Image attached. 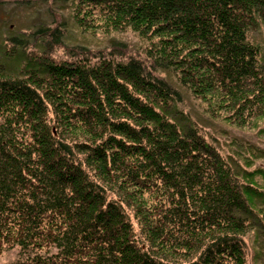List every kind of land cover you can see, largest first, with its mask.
<instances>
[{
	"label": "trees",
	"instance_id": "16d2710c",
	"mask_svg": "<svg viewBox=\"0 0 264 264\" xmlns=\"http://www.w3.org/2000/svg\"><path fill=\"white\" fill-rule=\"evenodd\" d=\"M68 2L81 35L143 45L69 47L67 18L0 39V254L247 264L251 249L264 264V168L252 169L264 154L224 159L198 128L223 119L264 137V51L251 40L264 0ZM190 97L203 119L181 108Z\"/></svg>",
	"mask_w": 264,
	"mask_h": 264
},
{
	"label": "rangeland",
	"instance_id": "374dc122",
	"mask_svg": "<svg viewBox=\"0 0 264 264\" xmlns=\"http://www.w3.org/2000/svg\"><path fill=\"white\" fill-rule=\"evenodd\" d=\"M62 2V6H59V2ZM31 2L29 6H33L32 8H28L27 5L16 4L8 1H0V39H3L5 35L8 33L12 35H20L22 32L28 33L36 30L40 26H50L55 28V26L59 23H63L67 21V13L69 12L68 6L70 3L68 0H31L25 1ZM64 7V9H61ZM68 19L70 33L68 36V40H65V43L69 47L83 46L88 48L90 54H96L98 52H107L110 49V44L115 41L114 38H103L101 36H97L96 38L92 36H84V33L81 35L79 31L74 27L70 18ZM65 28V26L61 27ZM122 39H118V41L114 42V45H119L122 43L123 52L129 56H133L135 54V50L140 48L141 41L137 39V37L128 32L121 36ZM114 40V41H113ZM251 40L254 44L259 45L264 51V28L261 27L260 32L257 34H253L251 36ZM127 46V47H126ZM127 48V49H126ZM55 55L58 57H67V52L63 48L54 51ZM264 53V52H263ZM137 54V53H136ZM136 56V55H135ZM164 76V74H162ZM202 105L201 101L197 102L192 97L186 99L180 103L181 108L191 115V117H195L197 119H203V116L200 115L199 112L202 111L200 107ZM205 119V118H204ZM215 122V129H209L207 126L201 125L205 122H198L200 132L207 137V140L216 145V147L220 150V153L224 159L235 158V153L242 152L243 154L247 149H256L258 150V154H264V137L259 134V128H254L253 130L248 131L245 128L243 129L235 128L231 126L225 120L220 119ZM260 125V124H259ZM262 125V124H261ZM235 137V143L230 145V141L232 142ZM255 151V150H254ZM238 160V159H237ZM264 168V160H256L254 167ZM257 178H260L259 176ZM260 178V183L263 182ZM125 209L128 212L127 207ZM131 217L136 232L138 233V225L136 223V219H134L131 212H128ZM254 233V232H252ZM255 235V234H254ZM249 246V243H247ZM253 251L250 249L247 251V264H254L253 260ZM21 257L19 256V249H7L2 254H0V264H20Z\"/></svg>",
	"mask_w": 264,
	"mask_h": 264
}]
</instances>
